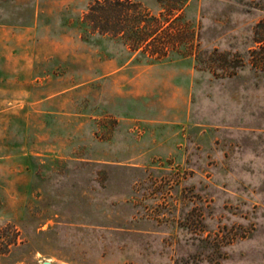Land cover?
<instances>
[{
    "label": "rangeland",
    "instance_id": "obj_1",
    "mask_svg": "<svg viewBox=\"0 0 264 264\" xmlns=\"http://www.w3.org/2000/svg\"><path fill=\"white\" fill-rule=\"evenodd\" d=\"M91 1L0 0V264H264V0L157 61Z\"/></svg>",
    "mask_w": 264,
    "mask_h": 264
},
{
    "label": "trees",
    "instance_id": "obj_2",
    "mask_svg": "<svg viewBox=\"0 0 264 264\" xmlns=\"http://www.w3.org/2000/svg\"><path fill=\"white\" fill-rule=\"evenodd\" d=\"M159 1V11L151 13L136 0H92L81 21L91 31L119 38L130 53L157 61L181 47L187 49L192 41L177 23L186 0Z\"/></svg>",
    "mask_w": 264,
    "mask_h": 264
},
{
    "label": "water",
    "instance_id": "obj_3",
    "mask_svg": "<svg viewBox=\"0 0 264 264\" xmlns=\"http://www.w3.org/2000/svg\"><path fill=\"white\" fill-rule=\"evenodd\" d=\"M43 264H50L48 261H43Z\"/></svg>",
    "mask_w": 264,
    "mask_h": 264
}]
</instances>
